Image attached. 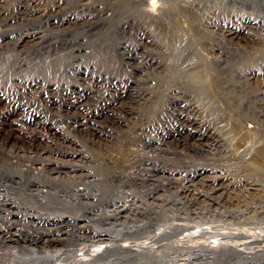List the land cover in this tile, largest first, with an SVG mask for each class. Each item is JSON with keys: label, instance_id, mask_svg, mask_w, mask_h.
<instances>
[{"label": "bare ground", "instance_id": "6f19581e", "mask_svg": "<svg viewBox=\"0 0 264 264\" xmlns=\"http://www.w3.org/2000/svg\"><path fill=\"white\" fill-rule=\"evenodd\" d=\"M10 1L0 0V59L4 61L16 56L20 60L32 39L38 38L36 32H21V27L48 12L61 15V26L67 23L68 30L87 26L103 34L132 29L149 37L142 56L133 57L128 51L121 61L128 77L141 76L140 91L129 89L108 103L112 121L125 129L123 143L92 166L90 161L82 162L83 157L76 161L80 165L68 163L82 151L67 136L65 141L49 139V120L21 115L11 101L6 110L0 108V117L18 113L21 124L27 121L32 127L26 129L14 119L29 146L0 148V182L28 192L0 193V207H19L26 218L33 217L37 208L35 217L42 222L73 224L80 230L39 233L31 238L39 250L81 240L86 230L94 233L91 243L105 248L98 254L86 255L85 248H78L51 256L42 249V259L33 251L29 258L25 254L15 260L24 264H251L263 258L262 231L230 230L227 222L212 225L198 218L202 208L211 205L225 208L233 221L237 214L232 208H239L241 199L233 203L222 193H263L255 173L264 174V52L241 49L233 41L241 32L252 37L261 32L264 41V0H181L175 7L163 0H45L44 8L42 0H17L13 7ZM10 30H19L20 36L10 37ZM53 59L48 55L46 60ZM5 64H0V83L18 80L23 65ZM58 156L69 160L54 158ZM224 158L247 160L249 172L228 174L216 163ZM55 182L70 187L57 190L51 187ZM90 188L95 193L88 192ZM136 190L148 194L139 198ZM101 200L105 208L91 218L104 221L102 230L77 226V218L55 212L83 201L92 207ZM175 209L183 210L184 216L175 215ZM251 210L264 217L263 209ZM114 228L125 230L127 237L110 232ZM10 230L11 226L0 230V247L17 241ZM14 256L8 252V257Z\"/></svg>", "mask_w": 264, "mask_h": 264}, {"label": "rangeland", "instance_id": "374dc122", "mask_svg": "<svg viewBox=\"0 0 264 264\" xmlns=\"http://www.w3.org/2000/svg\"><path fill=\"white\" fill-rule=\"evenodd\" d=\"M16 1L17 0H11L10 6L13 7ZM44 1L45 0H42V8L45 7ZM180 1L181 0H163V3L168 7H175L179 5ZM45 14V16H43L42 13L41 17L32 24L29 23L28 26L21 27V32L26 33L28 30L29 32H36L37 35L34 37L37 36L38 38L32 39L33 43L27 47L28 49L26 48L24 51L25 53L19 58L20 60H18L17 56L15 59L8 58L5 61L0 59V64L3 62L6 63L5 65L10 64L16 66L17 64H21L23 65L24 69V71L20 74L21 78H18L19 81L16 80L14 82L11 81L0 83V108L2 110H6V108L9 107L11 101L16 106L15 110L20 112L21 115L24 112L26 114L29 113L33 115L34 117H32L34 119L36 118L44 121L49 120L47 123L51 124L49 127L52 129L51 133L50 131L48 132L50 133V135H48L49 139L55 141L59 138V140L62 139L65 141V139L68 138V141L70 139V141H73V144L78 143L77 145L75 144V146L77 149L79 148L82 151V153L79 151V158H76L75 161H68L69 159L60 158L59 156L54 158L64 162L68 161V163L71 162V164L80 165L76 161H80V158L82 159L83 157L84 160H82V162L90 161L88 164L92 166L96 159L98 162L100 158L110 156L108 153H110V151L115 146H117V144L121 145L123 143L122 141L124 139L122 137L123 133L121 131L124 132L125 129L122 125L116 126L114 121H112L113 119L108 103L110 102V99L112 100L115 98V96H121V94L125 95L124 93L129 89H132V91H135V93L138 92V90L140 91L139 87L141 82L139 81L142 80L141 76L139 77L138 74H133L131 77H128L126 72L123 70L125 68L121 61L123 58H126L128 54H131L133 57L142 56L144 53V48L147 46L146 44L149 37L147 35L143 37L140 33L135 32L132 29L129 30V32L125 30L124 32L117 33H114L113 30H111L103 34L100 32H95L96 30H90L87 26L81 27L79 29L73 28L68 30L67 23L61 26V15H55L53 13L51 14V12ZM262 23L264 24V22ZM89 27H92L91 24ZM258 27L261 26L259 25ZM10 31L7 34L10 37L20 36L19 30ZM247 35L248 34L241 32L240 35H238L233 41V43L235 42L234 45H237L239 48L242 47L241 49L245 50H263L264 52V41L262 40L263 37H260L263 35V33L257 32L253 37ZM4 39L5 38L2 40ZM8 39L9 38H7V40ZM139 41L143 43L140 44ZM33 44H37L36 46L38 47H33ZM38 44H40V47ZM48 55L53 57V60L55 61L48 62L49 60H46ZM57 58L60 61H56ZM22 61L23 64L21 63ZM5 65H3V67ZM46 93L48 95H46ZM73 102H79V104H73ZM10 113L11 114L9 116L1 115L0 117V148L4 149L6 146L7 150L17 147L28 148L29 140L25 137V135H22V133L19 132V129L16 128L14 119L19 121L20 125L24 124L23 127H26V129L27 127L28 129L32 128L30 126V122L25 121L23 124H21V115H18V113L12 114L11 111ZM121 127L124 130L121 129ZM118 130H120V132H117ZM54 133H56V135H54ZM65 136H67V138ZM126 145L127 147L135 148L136 143H125V146ZM17 151L20 152V150ZM216 163L220 164L225 172L228 171V174L234 172L244 176L249 172V169L247 168L248 161L243 158H238L234 161H226L224 158ZM255 178L256 182L258 181L257 183L260 186L259 189L262 190L263 193H222V195H220L224 199H233V203H236L237 198L241 199L237 201L240 204L239 208H232V211L237 214V218H235V220L232 221L231 219L233 218L230 219L228 217L229 214L225 208H218L217 206L211 207V205L208 206L209 208H202V214L201 216L199 215L198 220L202 219L201 221L210 223L212 225H217V223L224 224L227 222L228 225L230 224L229 227L231 226L230 230H239V228L242 230L243 228L251 230L252 228V230L255 229L254 231L258 230L264 233V217L260 214L257 215L251 210L252 207H256L257 209L261 208L264 210V174L261 172H256ZM65 185L70 187V184L66 182H64V184L55 182L51 184V187L64 191L63 189L65 188ZM0 186V193H28L22 186H16L3 182H0ZM94 191V188L88 189V192L90 193H95ZM138 191L142 192L143 190H136V192ZM146 194L148 193H135V195L139 198ZM159 194L164 195V193ZM168 194L166 193L165 195ZM87 203L92 204L88 201H83L81 202L82 207L80 204H76V207L73 205L72 209H59L55 210V212L59 214L65 213L68 214L67 216L77 218V226L92 225L94 230H102L104 227V221H93L91 214L95 211L102 210V207L105 208L103 201L101 200L99 203H95L92 207L91 205H87ZM0 208L2 210H0V230H8V227L11 226L10 233H15L14 235L17 237V241L8 245V247H0V254H6V256H0V264H24L16 261L15 257L20 256L21 258L26 254L27 256H25V258H29L31 256L30 253L33 251L36 252L35 255L37 259H42L45 256V254L41 252L42 249L45 252H49L50 256L58 251L63 253L68 251L72 253L79 250L78 248H85L83 252L86 255H91L92 253L98 254L102 252L103 249H105L99 243H91L89 239L94 233L92 230H86L82 233L83 237H85L81 240L72 239L73 241L68 240L67 243L58 245L55 248H42L39 250L40 245L36 246L31 240L32 237L35 238V236L39 233L52 232L53 234L61 235L63 232L80 233V230L77 229L78 227L74 228L73 224L66 225L65 223L56 224L53 222H42L43 220H41L39 217H35V215L38 214L37 208H33V217L29 218L23 216L22 213L24 210H20L19 207ZM239 209L244 211V213ZM175 211H173L175 215L181 216L182 214V216H184L183 210L175 209ZM55 212L52 211V213ZM218 214L220 215L218 216ZM221 220L226 221L223 222ZM116 231L122 232L119 235L120 238L127 237L125 230H123V232L121 228H114L110 230L112 233H116ZM27 247L33 250H28ZM9 251L15 255L14 258L8 257ZM13 259L15 261H13ZM65 262L67 264L68 261ZM251 264H264V257L254 259L253 263Z\"/></svg>", "mask_w": 264, "mask_h": 264}]
</instances>
